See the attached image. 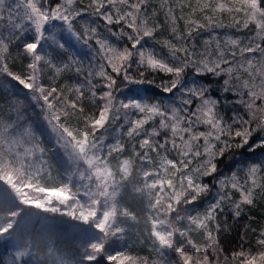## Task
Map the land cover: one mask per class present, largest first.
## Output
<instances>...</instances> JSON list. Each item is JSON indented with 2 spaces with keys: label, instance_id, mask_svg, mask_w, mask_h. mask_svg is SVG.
Instances as JSON below:
<instances>
[{
  "label": "snow or ice",
  "instance_id": "snow-or-ice-1",
  "mask_svg": "<svg viewBox=\"0 0 264 264\" xmlns=\"http://www.w3.org/2000/svg\"><path fill=\"white\" fill-rule=\"evenodd\" d=\"M56 30L88 53L51 55L49 42L67 51ZM0 76L40 109L68 164L56 185L24 100L9 96L0 181L20 204L95 230L58 264H264V225H246L254 240L230 251L214 235L221 214L239 219L264 200V161L221 169L242 150L264 154V0H0ZM128 84L163 98H129ZM141 224L147 253L112 247ZM33 257L13 246L9 264Z\"/></svg>",
  "mask_w": 264,
  "mask_h": 264
},
{
  "label": "trees",
  "instance_id": "trees-1",
  "mask_svg": "<svg viewBox=\"0 0 264 264\" xmlns=\"http://www.w3.org/2000/svg\"><path fill=\"white\" fill-rule=\"evenodd\" d=\"M67 36L69 35L65 31L64 38L56 37L68 43L72 48L76 46L74 41L70 43L67 41ZM69 39L71 40V38ZM45 47L51 55L63 58H66L69 54L84 56L88 53V49L80 42H78L80 50L78 53L71 52L67 46V51L60 50L54 42H49ZM125 95L129 98H163V94L154 85L149 84H128L126 85ZM9 96H18L24 100L25 121L30 122L37 136L41 137L40 143L46 150L44 159L52 165V177L55 180V184L58 185L60 179L64 176L68 164L62 150L56 144L55 134L51 131L50 125L43 119V114L40 109L31 105V102L26 97L25 90L16 82L11 81L10 78L0 76V110H2L0 111V115H4V112L7 111L4 102ZM235 155L242 157V161L238 159H225L221 162L222 171L228 173L240 164H246L251 161H264V154H262L261 150H257L255 153H248L245 149ZM58 177L60 179H57ZM41 184L43 186H55L52 180H48L47 176L42 178ZM25 191L33 197L43 195L35 193L30 189H25ZM8 192L11 193V189L3 181H0V195H2V198H0V216L4 217L0 223H8V213L15 212L19 209L20 214L16 217L15 227L10 234L11 240L8 239L7 235L4 238H0L1 251L13 249V246L21 248L23 243H25V248L30 247L34 253L33 259L36 264H52L51 258L53 254H66L70 255L72 259H78L83 247L93 239L95 230L91 229L89 225L84 224L82 221L73 220L59 213L52 214L24 206L16 200L14 193L10 195ZM56 203L54 202V204ZM130 206L133 210L138 211L143 208L142 204L136 202H130ZM140 214L143 216L142 211ZM218 219L220 222V230L218 233H214V235L218 237L220 244L223 245L226 251H230L237 246L242 235H246L248 241L252 242L254 240V234L250 229H246V225L256 228L264 225V200H258L257 206L247 210L239 219H234L227 212L221 214ZM41 225H46V227L43 230H39ZM138 231L139 235H137V229L134 228L127 234L124 241L114 242L112 247L124 249L130 247L133 251L147 253L148 238L143 233L142 224L138 226ZM195 239L200 243L206 242L201 234H196ZM141 240H144V243H141ZM50 247L54 249L51 254L49 251ZM146 250L147 252H145ZM29 264H32L31 260Z\"/></svg>",
  "mask_w": 264,
  "mask_h": 264
},
{
  "label": "rangeland",
  "instance_id": "rangeland-1",
  "mask_svg": "<svg viewBox=\"0 0 264 264\" xmlns=\"http://www.w3.org/2000/svg\"><path fill=\"white\" fill-rule=\"evenodd\" d=\"M54 33H55L54 35L57 36V37H59V38H64L65 37V31L57 30ZM67 38H68L67 41L69 43L72 42V41H74L75 42V45H76V46H73V48H72V47L69 46L68 43H65L66 46L70 48V51L71 52H75V53L80 52L79 47H78V41H76L70 35L67 36ZM69 38H71V40ZM54 202H56V201H53V203ZM45 227H46V225H41L40 228H39V230H43ZM21 248H25V243H23V245L21 246ZM12 250L13 249L2 250V251L0 250V264H9V261L11 259V252H12ZM145 252H147V250ZM57 257H62L64 259H66V260H72V257L70 255H66V254H53V256L51 258L52 264H58Z\"/></svg>",
  "mask_w": 264,
  "mask_h": 264
}]
</instances>
